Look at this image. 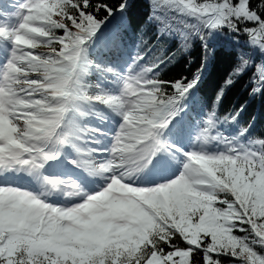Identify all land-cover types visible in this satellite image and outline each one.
I'll use <instances>...</instances> for the list:
<instances>
[{"label": "trees", "instance_id": "16d2710c", "mask_svg": "<svg viewBox=\"0 0 264 264\" xmlns=\"http://www.w3.org/2000/svg\"><path fill=\"white\" fill-rule=\"evenodd\" d=\"M242 1L244 0H194V3L208 9L211 2H219L233 10ZM247 1L250 11L260 21H264V0ZM105 5L111 12L106 10ZM120 5L124 6L123 9ZM153 5L150 8L147 0H59L50 8L51 12L46 17L47 25L52 27L48 29V45L54 49L51 56L57 58L62 51L61 47L67 45L66 42L74 44L75 39L80 48H88L91 36L98 27L96 21L105 19L95 40L97 42L103 38L109 46L104 48L97 43V51L107 49L110 56L126 57L137 68L140 64L151 68L152 71L147 74L140 71L155 81L149 85L158 88L159 103L170 101L191 108L188 118L182 119L185 121L195 118L201 107L215 113L214 107L221 106L226 110L227 104V113L235 118L233 120L241 115L245 122L257 121L255 133L252 137H247L251 144L264 151V81L259 79L264 76V38L245 35L244 26L249 22L235 14L230 18L227 12L221 13L223 26L217 27L209 23L206 11L194 15L180 13L175 8L168 7L164 0H153ZM141 56L143 59H140ZM89 59L91 71L87 74L92 77L104 73L106 79H109V74L119 72L117 68L118 71H113V65L108 61L96 60L94 56ZM161 81L164 83H160ZM192 81L197 83L190 90ZM86 83L90 84L91 80L87 79ZM257 87L259 92L254 91ZM93 88L90 87V92ZM102 98L101 95L100 101ZM185 123L181 121L178 124L180 132L186 127L183 125ZM221 173H225V176L221 177ZM226 173L228 172L223 169L217 173L219 180L222 179L223 182L227 178ZM227 199L231 201L232 198L229 196ZM226 207V204L216 201L211 209L223 210ZM171 212H175V221H166L159 233L152 236V243L128 254L130 264H145V260L153 252L167 257L175 251L189 252L188 264H233L232 257L221 253L218 246L210 248L209 241L201 237L204 236L205 227L176 209L170 210ZM253 220L255 223L249 227L248 223L241 224L237 217L230 215L224 227L234 225V235L255 240L252 229L260 222L255 217ZM188 222L199 228L196 231L199 239L196 244L183 238L177 230L189 227ZM220 228L214 225L211 229L220 235ZM240 228L247 231L241 232ZM148 230L155 233L156 227L152 225ZM201 240L203 243L197 247ZM253 246L257 252H264V248H260L258 244Z\"/></svg>", "mask_w": 264, "mask_h": 264}, {"label": "clouds", "instance_id": "9594fccd", "mask_svg": "<svg viewBox=\"0 0 264 264\" xmlns=\"http://www.w3.org/2000/svg\"><path fill=\"white\" fill-rule=\"evenodd\" d=\"M147 2L150 8L154 6L153 0H147ZM164 3L170 8H175L177 12L189 15L205 11V6L196 5L194 0H164ZM123 7V5H120L121 9ZM105 8L111 12V9H108L106 5ZM253 16H255V13H252L248 18L251 19ZM255 18L259 22V27L264 30V21H260L258 16ZM104 23L105 19L96 21L98 27L91 36V46ZM246 31H255V29H246ZM140 59H143V56ZM160 63H163V61ZM111 69L118 71L113 67ZM138 70H143L146 74L152 71L151 68H145L143 64L138 66ZM73 73V67L68 65L61 67L55 77L49 78L46 90H51L53 93L51 97L53 102L59 99L55 95L57 92H62L65 96L68 95L69 89L66 85L73 78ZM259 79L264 81V76H260ZM31 83L35 84L37 82L33 81ZM145 83L154 84L155 81L147 76ZM160 83L164 82L161 81ZM193 83L195 81H192L189 86ZM38 87L44 86L38 85ZM254 91L259 92V87L255 88ZM12 103L13 107L20 109V111H15L10 116L14 115L16 120L24 125L21 128L20 123L10 119L12 129L16 133L15 139L24 152H29L30 148L27 141L39 139L40 134L44 132V129L35 127L34 123L54 120L56 118L55 113L61 111V108L58 105L49 104L47 100L17 98ZM145 103L144 100L135 98L129 100L127 105L122 101L117 102V107L122 109L118 114L127 121L131 110L137 107L142 108ZM34 110H39V113ZM140 119L143 120L146 117H140ZM70 123L68 122L66 126H70ZM62 135H68V133H62ZM172 144L173 150L171 152H153L145 143L136 149L134 156L125 157L122 155L120 157L119 175H112L109 183L104 184L99 191L94 193H90L83 184L71 177L66 180H53L43 175L42 181L50 189H63L66 185L68 189H73L71 192L66 191V195L80 194L82 196L81 200L73 203L70 207L53 206L41 199L37 193L21 189L17 185L4 183L10 177L32 179L30 176L23 175L22 171L18 172L14 168L11 172L0 175V191L7 188L17 195L26 196L30 200L36 201L41 207L47 209L45 213H41L39 209L27 210L24 206L12 209V223L8 225L7 229L0 228V264H130V261L127 260L128 254L136 249H143L144 245L152 243V236L159 233L160 227L166 221H175V212L170 213V204L161 199L155 209L141 205L152 218L150 223H153L156 227L155 233L148 230L146 226L139 224H131L125 227L129 224L126 218H112L110 216L93 221L87 215H84L81 222L76 224L74 223L73 213L93 202L103 191L107 190L112 182H119L129 188L134 187L128 181L133 177L145 179L147 173L156 166L161 157H167L171 163L178 164L180 169L178 174L174 178L163 182H156L151 185H136L137 190L151 191L166 188L176 180L185 177V170L190 167L186 159L188 153L184 152V149L178 144ZM41 151L43 150L41 149ZM112 151L116 152V148L114 147ZM32 159L35 160L36 158L33 157ZM45 159L52 161L47 156H45ZM128 159L134 160L136 163L125 166ZM229 159L237 167L232 169L227 178L223 179V183L195 166H192L191 171L187 173V179L190 182L192 191L196 193L198 201L194 202L191 198L189 199V206L197 210L190 218L194 222H199L205 219L202 213H207L208 217L219 225L221 219H226L227 216L232 215L238 218L239 223H248L249 227H252L255 223L253 217H255L261 221L259 225L252 229L253 235L256 237L255 240L234 235L231 225L223 228L219 240L213 239L211 234H204L203 239L209 241L208 246L210 248L218 246L221 253L232 257L233 264H257V260H259V264H264V252H257L253 246L258 244L260 248H264V215H262L264 208H258V199H264V161H262L259 169H256L246 167L239 162L238 157H230ZM110 163L112 162H108V164ZM22 164L27 166L28 160L23 159ZM108 164H100L98 167L107 169ZM38 166L44 167L43 164ZM132 168L137 171L132 172ZM83 171L89 179L97 180L96 177L89 175L87 171ZM220 175L224 177L225 173ZM229 196L232 198L231 201L227 199ZM216 201L226 204L227 207L223 210L215 208L209 211L211 205ZM200 205H204V207L201 208ZM212 212L217 215H212ZM239 231L244 232L247 230L240 228ZM181 234L183 238L188 239L187 234L182 232ZM200 243H203V240L196 246L199 247ZM76 253H79V255ZM141 255H143V252H141ZM155 255V252L151 253L145 260V264H151V258Z\"/></svg>", "mask_w": 264, "mask_h": 264}, {"label": "rangeland", "instance_id": "374dc122", "mask_svg": "<svg viewBox=\"0 0 264 264\" xmlns=\"http://www.w3.org/2000/svg\"><path fill=\"white\" fill-rule=\"evenodd\" d=\"M30 1L33 2V0H30ZM17 2L15 3L17 8L16 6L13 7L14 9L10 8L8 11L9 15H7V17L4 20H5V24L9 25V22L12 18L21 17V20L17 21L16 19H14L15 21H13L12 23L14 28H16L15 32L19 34L20 32L25 33L24 28H22V24L26 23L27 21V19L24 18L25 13H26L25 9L29 8L32 5V3H28L26 4L25 7H22ZM196 5H199V4H196ZM207 7L211 8L212 10H214L213 8L220 7L221 11L227 8L226 5L223 6L222 3H219V2H211L210 6H207ZM233 10L236 14L241 15L243 19L248 20L252 24L258 23V21L255 18L257 17L256 15L253 16L251 19L248 18L252 13L248 12L246 3H240L238 6L233 7ZM216 14H219V13L216 12ZM3 18L4 17H2V19ZM217 19H219V17L212 16L211 20L212 22H216ZM29 51L30 52L34 51V48L32 49L24 48L23 49L22 47L15 45V54L13 55V59L10 62V66H8L6 70L3 69L2 72L0 73V77L4 74V80L7 81L5 85L2 87V89L3 88L4 89L2 90L3 93L1 94L2 98H4L5 100H12L13 102L17 98L27 99L30 94L33 95L34 93L35 88L33 86V83H31V80L36 79V77L38 76V73L36 74V72L32 68L33 66L31 64L32 60H29L26 58L25 54L26 52H29ZM45 51L47 50L43 48H38V52L42 53ZM56 74L57 72L54 73L52 77H55ZM128 76L129 75L126 76L127 77L126 79H122L116 85L117 87L116 91L120 93V96L122 97L121 101L125 105H127L129 100L135 98L136 89H139V86L136 85V83L133 82L132 78ZM14 82L16 86L12 87V85H14ZM23 85L25 88L24 91H26L27 93L20 96L22 94V92H20V88L23 90V87H22ZM9 87H12V93L15 91V96L11 95L10 90H8ZM19 92L21 94L17 96V93ZM117 109L119 110V112L122 111L121 108H117ZM15 111H20V109L13 107V109L3 110L2 112L0 111L1 112L0 113V131L1 132L4 131V132H7L8 134H11L12 136H16V133H14L12 129V125L10 123V119L16 120V117L14 115L10 116V114L14 113ZM140 117L153 118V116L150 115L149 112L143 111V110L139 111L137 107L131 110L127 121H125L121 115L119 116L111 115L110 118L112 120L108 118H103V117H99V118H95V120H91L92 122L91 124L94 125V129L98 130L99 134H92V136L88 138V140L90 141V146L87 145L86 149L93 150V154L89 157H86L85 159L83 158V161L85 162V165H83V168H84L83 170L87 171L88 173H91V175L96 177L97 180H100L103 183V185L109 183L111 176L113 175L115 171V168H117L116 172L119 175L120 170L118 169L121 168L120 157L122 155L125 157H132L135 155L136 147L134 146V142H132V131L134 128L132 121L134 120L136 121V119L141 120ZM16 122L20 123V127L23 128L24 126L23 123H21L19 120H16ZM53 122L54 120L51 121V123ZM121 125H123V127H121ZM97 138H102L101 142H96ZM34 140L35 139H31V141H34ZM7 142L9 143V145L13 144V141L11 140ZM180 145L185 146L186 148H191L192 150H197V152H202L204 154H216L218 151L227 150L226 148H223L222 146H214V145H206L204 147H198L195 142H187L184 145L183 144H180ZM114 147L116 148V152L112 151ZM148 147L150 150L151 149L153 150V141H152V144L150 142L148 143ZM0 148H1L0 149V153H1L4 147H0ZM229 150L234 151L230 148ZM8 153L10 154V152ZM113 155L115 156V158L112 157ZM66 156H69V154H66ZM72 156L73 155H71L70 158L68 159H72ZM235 156H238V155L235 153ZM53 162L55 164L61 163L59 159L55 158V155H54ZM108 162H112V163L108 164ZM87 163H94V166H95L94 171L90 172L88 170ZM135 163L136 161L128 159L125 162V166L134 165ZM75 164L76 162L72 161L71 163H68L65 166L71 168V167H75ZM100 164H108V168L101 169L98 167V165ZM68 165H71V166H68ZM175 169L176 170L174 172H169L168 170H166L163 174H161V176L173 175L175 177V175H177L180 170L179 165L175 166ZM131 171L135 172L137 170L135 168H132ZM66 172H70V169L64 170L63 173H61V175L53 176L50 178H53V180H56V179L66 180L67 178H69L66 175ZM185 172H186V175L185 177L181 178V181L182 183H190L189 180L187 179L188 169H186ZM231 172L232 171H229V174H231ZM45 173H46L45 171L43 172V174L42 173L37 174L36 172H34L37 178H40L41 175L46 176ZM78 176L86 177L84 171L78 174ZM158 178H159L158 175L148 176V177H145V179H136L135 177H133V179L128 181L129 183L134 185V187L132 188L125 187L119 182H112L110 186L107 188V190L103 191L102 193H106L108 197L112 199H116L119 201H125L128 203L130 202L132 203L135 200L139 204L147 207L148 203H146V198L150 197L153 194L156 197H160L159 189H153L151 191L137 190L135 186L154 184L156 183L155 180H157ZM73 179L77 180L78 182L81 181L77 178H73ZM103 185H100L97 182L95 183V187L93 188H87L84 185L83 186L90 193H94L96 191H99L103 187ZM42 190H43L42 192L37 193L38 195H40L41 199H43L46 203L52 204L53 206H56V207H70L73 203H77L78 200L82 199V196L80 194L66 195L65 194L66 191H69V192L73 191V189H68L66 185L63 189L58 188V193H57L58 195H56V197L52 193H50V191L47 190L44 186H42ZM53 199L59 200L60 203L55 204L53 202ZM158 199L159 201L161 199L165 201L164 197H160ZM156 203L157 205L159 204V202H156ZM20 206H24L27 210L39 209L41 213L47 212V209L41 207V205H39L36 201L30 200L26 196L17 195L16 193L8 189H4L3 191H0V213H5L10 217V215H12V209L18 208ZM258 208H264V199H258ZM93 214H102L103 216H106V208L104 207V202L99 197L96 198L93 202H91L87 206L83 208H79L73 213V216L75 217L74 223L79 224L84 215H87L90 219V216ZM262 215H264V213H262ZM107 216L109 217L110 214H107ZM0 218L4 219V217L1 214H0ZM227 218L228 216L226 217V219H221L219 225L211 221V218L203 221L202 226L205 227L204 234H211V237L213 239L219 240L220 235L217 232L213 231L211 229V226L215 225V226H219V228L224 227L225 223L227 222ZM259 222L261 223V221ZM9 224L10 223L7 222V226L4 229H7ZM190 228L195 229L196 226L189 225V227L182 228V230L185 232V230H189ZM220 229L222 232L223 229L222 228ZM233 229H234V225L232 226V230ZM186 233L187 235H189L188 237H190L193 240L197 238V234L194 231H191V232L186 231ZM201 237L203 238L204 236H201ZM176 255L179 256L180 259L179 260L174 259V261L180 262V264H186L185 261L187 260V257H188L187 254L178 252L176 253ZM257 263L259 264V260H257ZM151 264H163V263L160 260L154 258L151 261Z\"/></svg>", "mask_w": 264, "mask_h": 264}, {"label": "snow or ice", "instance_id": "6c2138e0", "mask_svg": "<svg viewBox=\"0 0 264 264\" xmlns=\"http://www.w3.org/2000/svg\"><path fill=\"white\" fill-rule=\"evenodd\" d=\"M120 3V2H119ZM127 6V4H125V7ZM117 7H119V4H117ZM114 11V10H113ZM197 81H195V83H193L191 86H189L190 90L192 88H194V86L196 85Z\"/></svg>", "mask_w": 264, "mask_h": 264}, {"label": "bare ground", "instance_id": "6f19581e", "mask_svg": "<svg viewBox=\"0 0 264 264\" xmlns=\"http://www.w3.org/2000/svg\"><path fill=\"white\" fill-rule=\"evenodd\" d=\"M229 15L233 17V14L232 13H230Z\"/></svg>", "mask_w": 264, "mask_h": 264}]
</instances>
